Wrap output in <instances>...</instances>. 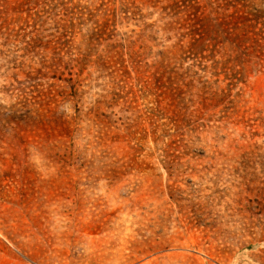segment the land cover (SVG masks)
<instances>
[{
	"label": "rangeland",
	"instance_id": "rangeland-1",
	"mask_svg": "<svg viewBox=\"0 0 264 264\" xmlns=\"http://www.w3.org/2000/svg\"><path fill=\"white\" fill-rule=\"evenodd\" d=\"M0 264H264V0H0Z\"/></svg>",
	"mask_w": 264,
	"mask_h": 264
},
{
	"label": "trees",
	"instance_id": "trees-1",
	"mask_svg": "<svg viewBox=\"0 0 264 264\" xmlns=\"http://www.w3.org/2000/svg\"><path fill=\"white\" fill-rule=\"evenodd\" d=\"M211 33H215V35L217 36L219 32L211 31V30L210 31L203 30V36L200 37L201 40L207 39L208 37H211L210 39H212V41L216 40L215 37H212V35H210ZM231 45L232 44H230L229 46H222V47L217 48L216 43L215 42L212 43V47L210 49V55L212 57H215V56L218 57L216 60L213 61L215 62L214 68H219V65H220V69L222 70V69H226L228 67L227 65L231 64V62H233L235 65L239 64V62L241 61L239 59L241 46L239 43H237V45L235 44L233 46ZM204 49L205 48H201L200 53L204 51ZM203 57L205 58L206 56H203Z\"/></svg>",
	"mask_w": 264,
	"mask_h": 264
}]
</instances>
